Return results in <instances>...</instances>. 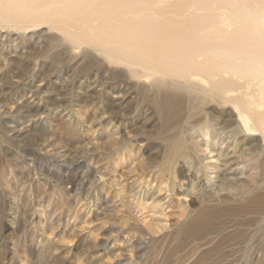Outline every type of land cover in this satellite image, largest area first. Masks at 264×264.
Segmentation results:
<instances>
[{"label":"bare ground","instance_id":"bare-ground-1","mask_svg":"<svg viewBox=\"0 0 264 264\" xmlns=\"http://www.w3.org/2000/svg\"><path fill=\"white\" fill-rule=\"evenodd\" d=\"M101 71L112 73L99 78ZM103 97L112 103L121 133L114 147L124 145V134L138 144L150 140L144 129L159 127L161 145H145V155L151 170L160 168V177L173 180L186 204L190 198L191 210L181 228L159 244L151 226L130 225L126 214L106 218L111 201L97 189L96 210L88 204L84 209L93 220L84 222L88 231L81 241L92 244L98 262L112 251L114 264H264V0H0V124L12 139L22 142L44 118L50 131L62 126L75 137L78 122L58 124L53 110L100 107ZM150 110L156 121L147 117ZM183 122L203 145L175 131ZM222 123L224 136L215 129ZM210 136L219 140L218 154L226 146L225 166L237 162L231 145L242 147L240 156L249 152L250 160L238 161L253 171L246 187L231 167L215 172L216 184L209 185L203 161ZM21 148L36 162V152ZM92 172L66 175L65 197L79 195ZM46 186L50 195L59 187ZM35 212L21 213L17 222L33 264H62L63 251L44 239L51 224L38 221L42 217ZM104 224L107 235L94 238ZM156 252L165 254L162 262L141 261Z\"/></svg>","mask_w":264,"mask_h":264},{"label":"rangeland","instance_id":"rangeland-1","mask_svg":"<svg viewBox=\"0 0 264 264\" xmlns=\"http://www.w3.org/2000/svg\"><path fill=\"white\" fill-rule=\"evenodd\" d=\"M98 73V77L101 78L107 77L112 72L101 71ZM101 99L103 105L100 107L83 104L82 107L71 106L65 110L60 108V110H53V113H56H52V119L58 124L63 121L66 122L65 125H68V122L70 124L78 122L79 131L75 137L69 136L67 130L62 126L50 131V120L44 118L41 123L30 126V130L24 134L23 141L19 142L9 136L5 124H0V264H22L23 261L33 264L34 260L27 249L28 244L24 238V230H18L17 222L23 213L29 216L35 210V214L42 217L40 220L37 219L38 221L51 224L53 230L51 232V228L47 227L49 232L45 233L44 239H50L59 251H63L65 259L62 264H96L98 259L93 256L95 248L92 244L85 245L81 239L88 231L85 230L84 222L93 220V215L86 216L87 212L84 209L88 204L90 205L88 207L95 211L97 208L95 204L98 202V197H101L99 194L102 193L104 197L108 195L111 209L115 211L113 214L111 210L106 218H110L112 215L119 217L126 214L131 219L130 225L143 228L151 226V237L156 243L160 241L159 244H162L167 236L175 234L185 222L191 210L190 198L187 199L188 204H186L183 201V194L178 193L173 180L160 177L158 175L161 171L160 168L151 170L149 163L152 165L153 163L145 155V145L151 147L161 145L162 137L156 136L158 131L156 129L159 127L144 129L150 134V140L141 138L138 139V144L132 135L124 134V145L114 147L115 143L121 141V133L111 113L112 103L104 97ZM136 102V100L133 101L134 106H136ZM4 109L5 112L9 110L8 108ZM14 110L17 108L13 107L12 111ZM212 110L214 111V108L206 111L211 113ZM218 113L222 114L219 111ZM146 115L152 120L156 118L151 110ZM229 115L225 114L224 118L227 119ZM3 123L5 122L3 121ZM185 125L187 126L186 122L176 125L175 131L179 130L182 134L193 137L195 145H203L198 135H194V131L187 130ZM215 127L217 133L227 134V130H225L226 132L222 130L224 123ZM139 128L142 126L139 125ZM185 130L187 131L184 133ZM49 134L53 135L52 139ZM153 134L155 136H152ZM189 141L191 140L189 139ZM209 142L211 148L205 153L208 156L203 161L207 167L206 172L212 178L209 185L216 184L215 172L229 167L232 168L230 169L231 173L236 171L239 178L246 179L245 187L248 182L253 181V171H249L244 167V164L238 162L252 158L248 155V151L240 156L243 152L242 147L235 148L231 145L228 151L237 162L233 166L231 164L225 166L223 154L226 146L223 147L221 154H218L215 146H218L219 140L213 141L210 136ZM21 145L36 152L37 157L34 158L36 162L25 157ZM131 148L132 152L129 150ZM129 162L133 163L131 165V168L134 167L133 169L127 166ZM81 164L84 167L79 169ZM90 169L93 171L92 177L85 179V183L79 187L80 194L71 199L66 198L65 192L63 193L64 177L70 172L85 177ZM35 172L37 175L34 174ZM42 173H45L46 176L44 180L41 176ZM49 183L59 185L55 189L54 195L49 194L50 190L46 186ZM97 189L99 190L98 196ZM114 191L118 194L116 200L113 195ZM56 193H59L60 196ZM119 211L120 213H118ZM97 223L101 225V222ZM153 224L156 231L153 230ZM108 228L109 224H104L103 228H100L101 231L94 233L93 237L98 236V240L101 239L103 235H107ZM62 234L66 236L64 237ZM151 237L147 236V239H151ZM86 248H90V250ZM123 251L124 254L127 253L125 250ZM114 254L116 252L105 251L103 260L101 259L102 262H98V264H114L115 262L112 261ZM164 255L161 252L142 255L141 261L145 258V262L154 263L157 259L162 262Z\"/></svg>","mask_w":264,"mask_h":264}]
</instances>
